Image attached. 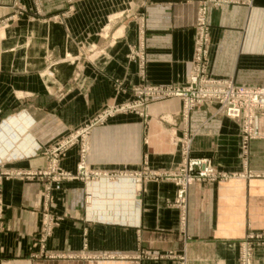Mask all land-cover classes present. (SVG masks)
<instances>
[{"label": "crops", "instance_id": "crops-1", "mask_svg": "<svg viewBox=\"0 0 264 264\" xmlns=\"http://www.w3.org/2000/svg\"><path fill=\"white\" fill-rule=\"evenodd\" d=\"M197 8V0H0V174L45 168L43 149L132 97L133 86L184 84ZM208 19L209 73L264 86V0H225L211 5ZM141 45L144 77L130 56ZM181 110L178 98L152 101L147 117L119 113L93 127L88 165L109 173L175 168L188 131L192 156L208 157L226 172L264 173V113L256 115L245 160L237 120L211 104L191 111L187 122ZM80 159L77 143L60 166L76 172ZM43 195L39 177L0 178V264H179L146 256L171 252L186 253L188 264H239L247 234L264 232V176L192 185L185 233L172 181L139 188L121 176L62 180L52 191L59 218L47 250L66 257H35ZM254 264H264V244Z\"/></svg>", "mask_w": 264, "mask_h": 264}, {"label": "built area", "instance_id": "built-area-1", "mask_svg": "<svg viewBox=\"0 0 264 264\" xmlns=\"http://www.w3.org/2000/svg\"><path fill=\"white\" fill-rule=\"evenodd\" d=\"M197 17L195 21L194 55L190 73L184 84L181 85H152L145 82L131 88L132 97L121 103H113L105 106L87 123L73 130L68 135L57 141L49 148L42 150L46 156L47 164L41 170H7L0 174L6 176H20L26 178L39 177L44 180V207L41 223L37 231V242L40 252L35 257L64 258L66 255L47 250V241L54 232L56 220L59 218L52 207V191L54 184L62 180H81L89 182L102 176L130 177L136 186L149 180H168L177 186V196L174 205L180 209V229L186 232L188 192L189 188L197 182H225L234 177L264 176V173L245 169L244 172H226L220 170L210 158L191 155L192 136L185 131L181 137L182 161L175 168L169 170H154L147 166L141 170L115 173L94 170L90 168L86 160L89 149L88 137L93 127L102 125L109 118L119 113H136L147 117L152 101H160L169 98H178L182 102L181 116L187 122L191 111L204 105L217 106V111L237 120L241 125L242 150L246 160L249 143L256 137L254 127L258 112L264 113V86L246 87L235 84L232 78H215L208 71V55L210 47L209 11L211 5L218 6L225 0H197ZM130 56L137 59L140 64L142 77L146 65L144 46L132 47ZM53 63L50 64L53 65ZM50 75L54 73L49 71ZM79 75V74H78ZM77 75V76H78ZM117 89L124 91L122 84H117ZM80 143L81 159L77 171L64 170L60 166V159L73 145ZM247 162L245 161V164ZM92 196L88 197V201ZM264 244V232H250L240 244L239 264H254V252L256 247ZM145 255V253H144ZM107 258L111 255H104ZM154 259L174 258L179 264H188L186 253L182 254H146ZM77 257V256H76ZM88 257V256H86ZM99 257V256H93Z\"/></svg>", "mask_w": 264, "mask_h": 264}, {"label": "bare ground", "instance_id": "bare-ground-1", "mask_svg": "<svg viewBox=\"0 0 264 264\" xmlns=\"http://www.w3.org/2000/svg\"><path fill=\"white\" fill-rule=\"evenodd\" d=\"M28 44V43H27ZM28 46H29V44H28ZM56 69H58V68H56ZM57 73V72H56ZM53 77V76H52ZM54 79V78H53ZM58 83V82H57ZM48 84H49V82H48Z\"/></svg>", "mask_w": 264, "mask_h": 264}]
</instances>
